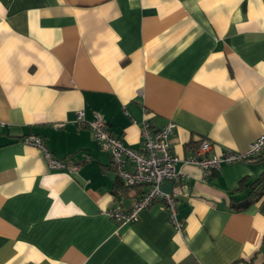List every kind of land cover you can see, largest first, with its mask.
Instances as JSON below:
<instances>
[{"label": "crops", "instance_id": "crops-1", "mask_svg": "<svg viewBox=\"0 0 264 264\" xmlns=\"http://www.w3.org/2000/svg\"><path fill=\"white\" fill-rule=\"evenodd\" d=\"M94 113L136 150L145 119L175 124L182 158L202 138L246 149L264 132V0H0V264H264V196L234 206L264 150L207 175L178 162L161 189L182 233L158 202L117 223L104 210L145 187L114 192ZM28 134L78 169H49Z\"/></svg>", "mask_w": 264, "mask_h": 264}, {"label": "built area", "instance_id": "built-area-1", "mask_svg": "<svg viewBox=\"0 0 264 264\" xmlns=\"http://www.w3.org/2000/svg\"><path fill=\"white\" fill-rule=\"evenodd\" d=\"M77 120L79 122L83 120L81 110L77 113ZM174 126L172 121H168L159 128L151 130L149 121L143 120L140 130L142 147L136 150L125 145L120 136L108 128L101 114L94 113L93 119L88 122L95 139L109 152L115 175L123 185L145 187L128 208L108 207L104 210V213L117 223L136 221L142 209L158 202L168 212L170 225L182 233L184 222L177 212L176 188L172 192L161 189L164 181L179 180L181 171L177 168L178 162L194 164L202 169L204 175H207L209 171L219 169L222 164L253 161L264 150V132H262L246 149L242 151L226 149L219 154L211 151L212 145L207 138H202L193 154L188 158H182L171 148L170 135ZM22 140L27 145L41 149L49 169H67L71 172L78 169L77 164L54 156L38 135L28 134Z\"/></svg>", "mask_w": 264, "mask_h": 264}, {"label": "trees", "instance_id": "trees-1", "mask_svg": "<svg viewBox=\"0 0 264 264\" xmlns=\"http://www.w3.org/2000/svg\"><path fill=\"white\" fill-rule=\"evenodd\" d=\"M141 187V186H133ZM127 186H124L123 183L119 180L118 177L115 179L114 192H125ZM142 191V190H139ZM262 196H264V175H260L258 178L254 179L250 184H248V191L246 194L239 199L234 206L238 209L246 206L247 204L258 201Z\"/></svg>", "mask_w": 264, "mask_h": 264}]
</instances>
